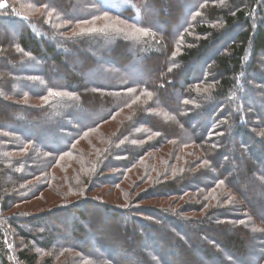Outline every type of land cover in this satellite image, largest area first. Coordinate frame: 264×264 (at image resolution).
Listing matches in <instances>:
<instances>
[{"label": "trees", "instance_id": "obj_1", "mask_svg": "<svg viewBox=\"0 0 264 264\" xmlns=\"http://www.w3.org/2000/svg\"><path fill=\"white\" fill-rule=\"evenodd\" d=\"M0 3V264H264V0Z\"/></svg>", "mask_w": 264, "mask_h": 264}, {"label": "rangeland", "instance_id": "obj_2", "mask_svg": "<svg viewBox=\"0 0 264 264\" xmlns=\"http://www.w3.org/2000/svg\"><path fill=\"white\" fill-rule=\"evenodd\" d=\"M113 6H115V4H113ZM114 23L120 25V23H118V21H116V20L114 21ZM130 28H133V26H130V25L128 27L126 26L124 29L130 30ZM224 41H226V39ZM261 59H264V57H262ZM168 93H172V92L170 91ZM98 137H99V135H98ZM98 137H96L94 139H97ZM94 139H92L91 141H85L83 139V140H81V142L79 144H77L76 148L85 147V149L88 151V153L90 152V154L93 157H95L96 152L93 151L94 148H91V145H90L95 141ZM95 143H97V141H95ZM173 147L166 146L163 150H160V152H159V150H158V152L156 151L154 153V155L155 156L157 155L158 157H163V158L164 157H170L169 160L171 161L173 159L174 161L178 162L177 165L178 164H185L187 162L186 160L192 154V151H191L192 148H182V149L180 148L177 151V154L172 156V154L174 152ZM169 152H170V154H169ZM75 165H76V163L73 164V166H75ZM69 169H70V167H69ZM149 185L150 184H145L144 186L140 187V184H139L140 188L137 187V189L135 191V195H133V196L131 195L130 200L134 201V199H136L140 193H143L148 188ZM223 190H225V188H223ZM108 191H109V189H107V188H103V189L100 188V190L93 192L92 195H94L96 197L99 195L105 196V193ZM117 193H119V192H117ZM105 197L107 198L106 201H109L108 197L107 196H105ZM105 197H103V198L106 199ZM252 197L254 198V200L259 199V195L257 193H254V195H252ZM190 199H192V195H187L180 200H175V202L173 199L171 201L170 200H148V201L142 202L140 204H137L136 206H138L137 208H145L143 211H149L150 212L151 208L158 209L159 207H162V206H169L171 208H174V207L178 208L181 205H183L185 202L189 201ZM177 202H178V204H177ZM212 204L215 205V203H213V202H212ZM62 205H63V195L62 194H60V193L56 194L55 192L49 194L48 192H45L44 196L41 199L37 198V199H34L28 203L20 204L18 207H15L14 209L10 210L9 212H6L5 215H10V214L16 213V218L19 221H23L21 223H25V222H27V220L29 218L33 219L37 215L48 214V212L50 210H52L56 207L62 206ZM262 210L264 211V207L262 208ZM206 211L207 210H205V212ZM143 217L145 218V216H143ZM19 243H20V241H19ZM22 244H23V242H22ZM32 245L35 248V252L39 256V264H52V263L53 264H66V255L65 254L59 253L58 255L55 256L54 261L52 260V263H50L46 260L47 258L50 257V255L48 253H46L45 251L44 252L41 251L36 245H34V244H32ZM74 256L78 257V253H75ZM80 264H95V262L81 258Z\"/></svg>", "mask_w": 264, "mask_h": 264}, {"label": "snow or ice", "instance_id": "obj_3", "mask_svg": "<svg viewBox=\"0 0 264 264\" xmlns=\"http://www.w3.org/2000/svg\"><path fill=\"white\" fill-rule=\"evenodd\" d=\"M4 7H5V4L4 3H0V8H4ZM105 19H107V17H105ZM50 94L54 95V96L60 95V93L56 92V91H52V92H50ZM262 135H264V133H262Z\"/></svg>", "mask_w": 264, "mask_h": 264}]
</instances>
